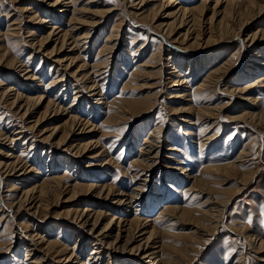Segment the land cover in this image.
Segmentation results:
<instances>
[{
	"label": "rangeland",
	"instance_id": "374dc122",
	"mask_svg": "<svg viewBox=\"0 0 264 264\" xmlns=\"http://www.w3.org/2000/svg\"><path fill=\"white\" fill-rule=\"evenodd\" d=\"M140 1L99 0L97 7L92 3H78V10L86 11L82 14L77 12L75 17L85 22L92 20L91 14L98 9L111 12L100 17L103 25L94 34L90 52L80 51V61L73 64L71 71L65 72L66 69L59 67L55 61L67 58L68 47L59 56H48L53 49L59 53V42L49 41L41 49H38L37 43L31 45L39 37H46L51 29V24L48 27L44 25V28L36 27L35 21H29L27 14H22L25 7L34 6L35 2L17 4L12 0H0L2 36L8 29L7 23L11 17L19 18L22 24L19 37L8 40V37L4 39L0 36V160L4 161L7 153H11L13 163L22 167L19 173L13 171L8 175L0 168V209L3 212H0V264H28V261L36 259H41V264H62L63 259L72 254L69 249L75 247L82 236L85 239L80 245L84 252L81 259L87 262L95 240L89 235L90 227H83L75 218L88 206L111 213L116 219H124L125 212L129 211V215L137 211L142 218H146L150 228L147 232L152 230V226L158 232L157 238L150 243L153 249L149 252L159 256L161 260L155 262L158 264H239L242 261V264H264V249L259 250L257 244L258 239L264 240V125L256 127L254 122L249 121V125H245L233 121L249 107L244 101L245 96H261L263 99L258 104L257 113L264 108V88L251 89L243 95L237 92L228 94L231 90L238 91L247 84L256 83V77L264 74L251 70L259 60L264 61V43L259 48L247 47L248 36L252 32L257 29L264 31V13L256 21L258 11L246 6L251 3L248 0H240L241 3L234 7L224 5L220 9L221 14L214 18L215 25L223 21V27L219 30L214 23L210 25L212 3L209 12L196 13L197 21L190 31L191 38L185 40V30H182L180 35L170 39L166 36V30L157 27L164 16L173 8L177 9L175 6L180 7L177 2L193 7L200 6L202 0H177L172 9H161L158 20L156 14L160 11V0H148V3L138 6ZM44 8L47 9L43 15L48 11V7ZM73 9L69 6L68 15L62 19L61 26L65 31L70 29L67 22ZM10 14L13 15L8 19ZM202 25L207 26L205 30ZM210 27L211 32L208 30ZM114 28L113 33L119 35V39L113 44L118 42V46L115 53L106 54L102 47L112 44L105 43V40ZM87 29L88 26L82 33ZM32 31L34 37L30 36ZM141 45L144 49H140ZM78 53L70 55L76 59ZM106 57H109V63L102 65ZM21 62L31 71L38 70L41 86L38 81L34 85L30 84V80L27 82L25 70L21 72L19 68ZM224 64H228L229 69L222 76L219 87L200 89L203 83L214 79L213 71ZM190 65L195 71L187 77L189 91L182 93L181 88L177 87V82L185 76L181 67L187 69ZM174 68L182 76L173 75ZM78 69L82 73L77 80L83 78V81H79L80 85L70 77ZM89 75L99 85L102 84L103 98L108 104L99 106L96 100L88 101V92L84 90L81 93V108L76 111L85 127L71 132L69 124H65L68 114L61 111L57 115H62L53 116L55 105L53 109L50 107L46 110L47 102H58L64 109L71 110L69 105L74 92L80 90L77 87H82V82L89 85L88 81H93L88 79ZM249 75L252 76L248 79ZM61 76L69 79V86L65 87L63 82L56 83ZM7 85H13L32 99L37 96L44 99L37 109L34 108L38 99L31 102L32 113L23 118L21 114L25 112L24 109L20 110L18 105L12 108L7 102H2ZM64 87L67 88L66 92L62 91ZM218 107L226 108L217 115L215 108ZM121 108L126 111L120 112ZM88 123L95 127L93 131H90ZM150 129L157 130L159 142L155 140L154 145L161 153L155 159V165L149 169L135 160L141 156V147L147 145L144 143L150 138ZM13 131H22L19 135L22 140L9 144L6 138L9 136L12 139ZM213 136L216 139L210 144L207 142L208 145L201 151L200 143ZM64 141L65 145L81 150L92 143L94 145L88 146V152L82 156H74V150L67 153L64 152L65 146H57ZM171 146L180 151L176 154V170H168L173 161L167 158ZM246 148L251 155L245 157V162L237 164L236 158ZM51 160H54L53 164L60 162L56 174L63 178L60 182L62 190L57 188L54 192L41 188L28 196L27 199L34 197L41 203L39 211L35 213L36 209L32 207L36 202L28 205L25 192H32L36 184L44 186L49 181L53 176ZM23 165L33 169L37 167L41 173L39 176L32 175L34 177L30 183L23 182L30 177L28 175L17 180L18 174L28 170ZM235 165L239 169L234 168ZM183 170H189L194 179H185ZM34 181L37 183L34 184ZM194 181L201 185L203 193L195 195L197 192L186 190ZM76 183L79 188H72ZM139 187L142 189L139 196L144 197L142 205L135 203L132 208L124 206L117 211L114 200H109L101 209L94 206L96 202L104 203L105 200H98L103 188L104 193L111 189V198L114 199L119 191L132 194ZM157 194H162L163 198ZM213 199L229 202L222 221L218 223L204 217H208L205 213L212 208ZM167 206L177 208L178 213L163 214V208ZM112 216L104 219L101 229L108 225ZM37 234L44 241L35 246L32 237ZM248 234L257 236V243L252 238L247 240ZM147 236H139V240H144V245ZM27 247L33 253L29 255L30 260L26 259ZM107 247L104 242L98 264H152L150 258L143 259L142 255L129 253L130 249L123 253L108 250ZM62 250L65 253L58 254ZM71 260L76 261V256Z\"/></svg>",
	"mask_w": 264,
	"mask_h": 264
},
{
	"label": "bare ground",
	"instance_id": "6f19581e",
	"mask_svg": "<svg viewBox=\"0 0 264 264\" xmlns=\"http://www.w3.org/2000/svg\"><path fill=\"white\" fill-rule=\"evenodd\" d=\"M12 1H14V3H17V4L20 3V2H23V1L24 2H31L32 1L33 3L35 2L34 6L32 5V6L25 7L23 9V11H22V14H24V15L27 14V18H29V21H32V22L35 21L34 25H36V27L44 28V25H46V27H48L47 25L51 24L50 25L51 29L49 30V33L46 35V37H39L38 39H36L37 37L33 38V39H36L37 42H34L33 39H32L33 42H31V45L37 43L38 46H39L38 49H41V48H44L45 44L47 45V43L49 41L50 42L54 41L55 43L59 42L60 43L59 44L60 45L59 53L58 52L56 53V50L53 49L48 56H53V54H58V56H59L60 54L65 52L64 49H66L68 47L69 50L67 51V55L65 56L67 58L66 59L65 58H58V60L55 61V63L57 65H59V67H64L66 69L65 72H68V70L71 71V69H72L71 67L74 66L73 64L75 62L80 61V56H81L80 55V53H81L80 51H83L85 53L90 52L89 50L93 48L92 42L94 40L93 39L94 38V34L98 33L99 30H100V27L103 25L100 17H103L104 14H106L107 12L108 13L111 12V10L105 11L104 9H98L97 11H95V12H93L91 14V18L90 19H92V20H90L89 22H87V21L85 22L84 20H80L77 17H75L77 15L76 14L77 12L82 14V13H85L84 11H86L84 9L81 10V11L78 10L77 4L78 3H84V4L92 3V4H94V6H96L97 2L99 3V0H97V1L88 0V2H86V3H85L86 0H43V2H40L39 0H38V2H36L35 0L34 1L33 0H12ZM180 1H182V0H180ZM248 1L251 2V3H249L246 6H250L249 8H252L254 11H258L257 15H256V17H257L256 21H257L259 19L258 17H260V15L262 13H264V0H248ZM47 2H48V6H47ZM146 2L148 3L149 1L148 0H141L139 2L140 4H138V6L139 5L143 6ZM176 2H177V0H160L158 2V5H159L158 9L160 8V11H159V13L156 14V18H157L156 20H158V15L160 14L162 8L166 7L165 9H172L175 6L173 4H175ZM212 3H214V7L212 6L213 7V10H212L213 12H212V16L210 17V19H211L210 25L214 23L213 25L216 28H219V30H220L221 27H223V21L221 20L222 23L220 21V23H217L215 25L216 19H214L215 17H218L221 14L220 13V9L222 7H224V5H229L231 7L232 6L234 7V6L238 5L241 2H240V0H202V2L200 3L201 4L200 6L193 5V7L186 6L185 5L186 3L182 4V2H177V4H180L179 5L180 7L175 6L177 9L173 8V10L170 13H167L164 16L162 22L159 25H157V27H159L160 30H162V29L166 30V33H167L166 36L168 38H170V39L172 37H175L178 34L180 35L181 31L185 30L183 36H184L185 40H188L189 38L192 37L190 35V31L194 27V24H196V21H197L196 18H195L196 13L197 12H201V11L202 12H209V10L212 9V7H211ZM100 4H102V3H100ZM69 6H72V8H74V9L71 12L72 15L70 17L67 16L68 17L67 26L70 29L65 31V30H63V26H61V24H62V19H64V17H66V15H68L67 13L69 11L68 10ZM44 7H48V11L46 12V14L43 15V12L45 11V9H47V8H44ZM141 10H142V8H141ZM11 15H13V14H10L8 19H10ZM21 25L22 24H21L19 18H15L14 19V17H11V19L8 20V23H7L8 29H7L6 33H4V37L2 36L3 34L1 32H0V36H2L4 39H6V37H8V40L14 39L15 37H19L20 29L22 27ZM79 25L81 27H77ZM248 25H250V23ZM71 26H73V27H71ZM87 26H88V29L83 34L82 30L85 29V27H87ZM11 27H13V29H11ZM202 27L205 30L207 26H203L202 25ZM115 29L116 28H114L111 31L110 36L106 37V40H105L106 41L105 43L108 44L109 42H112V44H110L108 46L105 45V47L104 46L102 47V49H103L102 51L106 52V54L107 53L108 54L109 53H111V54L115 53L116 48L118 46V42L113 44V42L115 40L119 39L118 38L119 35L115 34V32L113 33V31ZM210 29H211V27L208 30H210ZM211 31L212 30H210V32ZM30 36L34 37L35 33L32 31ZM263 36H264V31H262V30L257 29L256 32H252V34H250L248 36V43L249 44H247V47L248 48H252V49L262 47L263 43H264ZM212 39H213V37H212ZM238 39H241V38H238ZM197 40H198V38L195 40V42ZM208 40H210V38ZM142 47L144 49L143 45L140 46V49ZM138 51H139V49H138ZM76 52H79L78 53L79 56L76 57V59H75L70 54H75ZM127 54H128V52H127ZM69 55L71 57H68ZM131 55L133 56V54H131ZM131 55H129V56H131ZM262 60L261 61L259 60L258 63L254 65L255 67L253 66L254 68L251 69L254 73H257V72H258V74H259V72L260 73L261 72L264 73V68H263L264 67V61H262ZM108 63H109V57L104 58L102 60V62H101L102 65L108 64ZM23 66H25V67H23ZM228 66H229L228 64L227 65L224 64V65H221L220 68L215 69V71H213V73L215 72V74L213 75L214 79H212L211 81H207V82L203 83L199 88L200 89H204V90H208L212 86L218 88L219 84H221L220 82H221L222 76L229 69ZM141 67H146V66L142 65ZM19 68H20L21 72L25 70V73H24L25 75L24 76H25L27 82L30 80L29 81V82H31L30 84L34 85V83H36V81H38V82H40V86H41L42 80L38 76V73H37L38 70L37 69H36V71H31L22 62L20 63V67ZM83 68H85V67H83ZM181 68H183L185 76L183 77V79L181 78L177 82L178 83L177 87H178V89L181 88L180 92L183 93V92H188L189 91L190 84H188L187 77L191 76L193 71H195V70H194V67L192 65H190V67L187 68V69L184 68L183 66ZM84 70H87V69H84ZM251 70H249V71H251ZM20 71H18V72H20ZM77 71L78 72L73 73L70 77H71V79H73V81L74 80L76 81L77 85H80L79 81H81V80L83 81V78L80 77L81 79L79 81L77 79L79 78L80 73H82V72H81V69H78ZM134 72H135V70L132 73H134ZM173 75L180 76L181 73L179 74L177 68H174ZM63 76H61L59 79H57L56 83L57 84H59L60 82H61V84L65 83V87H67V86H69L68 84H70L71 82L69 83V81H68L69 79L65 80ZM251 76L249 75L248 79ZM244 77L247 78V76H244ZM88 79H92L93 81H88V83H90L89 85L87 83L86 84L84 83V85L86 87H84L83 82H82L81 83L82 87H80V86L77 87V88H80V90H76V92H74V98H73L71 104L69 105V108H71V110H68V108L64 109L58 102L54 103L51 100H49L47 102L48 106H47L46 110H48L50 107H52V109H53V107L55 105V108H54V110L52 112L53 116H59L60 114L62 115V113L57 115L58 112H61V111H64L63 112L64 114H68V120L65 122V124H69L71 132H73L76 128L79 130V129H81V127H85L83 125L79 115H77L78 112L76 111V110H79V108H81V104H82L81 102H83L82 101L83 98H81L82 97L81 93L84 90H87L86 92H88V97H86V99L88 101L90 99L96 100L95 103H96V105H99V106L108 104V102L105 101V99L103 98L104 97V93L102 92V87H103L102 84L99 85V83L96 80H94L95 78L94 77L93 78L90 77V75H89ZM255 82L256 83H254V84H251V83L247 84L241 90H238V91L231 90V92H229L228 94L230 95V94H234L235 92H237V93H240V94L243 95V94L249 92L251 89L252 90L253 89L256 90V88H258V87L264 88V74H260L259 77H256ZM25 86H27V84ZM184 86H186V87H184ZM65 87H64V89H62V91L66 92L67 88H65ZM63 94H65V93H63ZM2 95H3L2 98H1L2 102H7L12 108H13L14 105H18L20 110L21 109L25 110V112L23 114H21V117H23V118L27 117L28 114H29V116L31 115V113H32L31 112V105H30L31 102L33 103L34 100L37 101V99H38V102L36 103L37 105H35L36 107L34 108V109H37V107L40 106V102L44 99L43 96H37L36 99H32L27 94H23V92H19V90L16 89L13 85H7L5 87V91L3 92ZM58 98L59 97H56V99H58ZM244 98H245L244 99L245 103H247V106H249V107L247 109H245L244 112H242V115L240 117L234 118L233 121L237 122V123H242V124H245V125H247V124L249 125V121H250L251 123L254 122L255 124H257L256 127L257 126L258 127L263 126L264 125V108L262 110L260 109V111L258 110L259 112L257 113L258 104L262 101L263 98H261V96L257 97V96H254V95L245 96ZM180 100H182V98ZM225 108L226 107L215 108V111H216L217 115L221 114L222 113L221 111H223V109H225ZM91 109H92V107H91ZM92 110H94V109H92ZM69 111H72V112H69ZM75 111H76V113H73ZM124 111H126L125 108H121L120 112H124ZM110 120H111V118H110ZM86 123H85V125H86ZM13 124H14V122H13ZM88 124H90V126H91L90 131H93L95 129L93 124L92 123H88ZM36 125H38V122H37ZM34 129H36V128H34ZM85 129L83 131H85ZM20 130H22V129H20ZM55 131H57V130H55ZM80 131H82V130H80ZM254 131H255V133H258V132H256V130H254ZM149 133H150V135H149L150 138L148 137L149 139H146V141L144 143V144H147V145H146V147H143V146L141 147V152H140L141 156H139V158L137 160H135V162L140 163L141 165H147L146 167L150 169V168H152L155 165V162H156L155 159H157L159 157V155L161 153V150H158L157 146L154 145L155 140H157L159 142V138H157V135H156L157 134V130H155V129L151 130L150 129ZM21 134H22V131H13L11 133V136L13 138L11 139L8 136L6 139H7V141H10L9 144H14V143L20 142L22 140V137L19 136ZM68 137H70V135ZM215 139H216V137L213 136V137H210L208 139L203 140V142L200 143V147H201L200 150L203 151L204 146L208 145L207 142H209V144H210ZM70 142H71V140L69 141V144H70ZM98 143L99 142H97V144ZM69 144L65 145V141H64V142H59V144L57 146L58 147L61 146V145L63 147L65 146L66 149L64 150V152L68 153V152H71V150L72 151L74 150V152H76L75 154H73L74 156H76V155L77 156L78 155L82 156L84 153L88 152V150H89L88 146L90 147L91 145L92 146L94 145V143H92V144L86 146V148H84L83 150H81L80 148H73ZM168 151L170 152V154L167 156V158L169 160H171V159L173 160L172 161V166H170V168L168 170H176V169H178L176 167L177 166L176 165V163H177L176 162V158H177L176 154L180 153V151H179V149L175 148V146L169 147ZM249 153L250 152L246 148L245 151L242 152L236 158L237 164L240 163V162H245V160H244L245 157L251 155V154L249 155ZM12 157H14L13 154L7 153L6 159L4 161L0 160V168L4 169L6 173L8 172L7 175L9 174V172L11 174V172L13 173V171H14L17 174V173H19L20 170H22V167L19 168L17 164L13 163V158ZM10 158L12 159V161H11ZM59 160L60 159H58L57 161H59ZM57 161L53 164L54 160H51V162H50V164L52 165L51 170H53V172H51V174L53 173L52 174L53 176L50 175L51 177H50L49 181L47 183H45L44 186H37V184H36L37 182L34 181L35 182L34 184H36V185L32 188L33 191L32 192L31 191L25 192L26 200L28 202V205L34 204L36 202V204H34L33 207L30 206V208L32 207V208L36 209L34 211L35 213H36V211L37 212L39 211L41 203L37 202V200H34V197L27 199L28 196H31V194L37 192L41 188L42 189L46 188L47 191H54L55 192V189H57V188L61 189V187H62L60 182L63 180V178L59 177L56 174L57 168L59 166L58 164L60 163V162L58 163ZM66 163L68 165H71V164L68 163V161ZM23 166L26 167L25 165H23ZM26 168H28V166ZM172 168H174V169H172ZM234 168L239 169V166L235 165ZM76 171H78V170H76ZM40 173H41L40 169H38L37 167H36V169H33V168L29 167L26 172H24V173L22 172V173L18 174L17 178H15V179L18 180V179L22 178L23 176H27L28 175L30 177L29 178L27 177V181L23 180V182L24 183L25 182L26 183H30L32 178L34 177V176L32 177V175H35V174L38 175ZM183 175H184L185 179H191V180L194 179V177H191V175L189 174V170H183ZM10 177H12V176H10ZM198 181H200V180H198ZM198 184H199L198 182L194 181L192 186H190V188L186 189V190H188L191 193L197 192V193H195V195H199V193H203V188L201 187L200 184L199 185ZM72 188H74V189L79 188V185L76 183V184H74V186ZM99 188H101V187H99ZM99 188H97V189H99ZM104 189L105 188H103V190ZM103 190L100 192V194H98V200H103V201L105 200V201H104V203H102V201H101V203H97V202L95 204L93 203L94 206H96L97 208L101 209L102 207H104V205H106V203H107L106 201H109V200H114L113 203H114V205L117 206V208H115V209H117V211H120L122 209V207H124V206H128V207L132 208L133 205H135V203H138L139 205L143 204L142 198H144V197H140L139 196V191H142V189L140 187L136 188L135 191L132 194H126L123 191H119L115 195L114 199L111 198V197H113L112 196L113 192L111 193V189H109L107 193H104L105 190L104 191ZM103 193L105 195H103ZM157 196H159V198H161V197L163 198L162 194H157ZM212 202H213V204L211 206L212 208L210 209V211H208V212L206 211L207 213H205L208 217H206V216H204V217L208 218V219L210 217L209 220H211L212 223H218L219 221H222L221 219L223 218L224 213H225L224 209L229 204V202L225 201V200L224 201L223 200H219V199H217V200L213 199ZM0 208H2V206H0ZM22 208H24V207H22ZM163 209H164V211H163L164 213L163 214H166V215L178 213V209L177 208H173V207L169 208L167 206V207H164ZM0 212H2V209H0ZM79 213L80 214H78V213L76 214V218L75 219L78 221V223H81V225L83 227H88V226L90 227L89 228V230H90L89 235L91 236L92 239L95 240V242L92 244V246H94V247L91 249L92 251L90 252V256L88 258V261L86 260L87 262H83L82 259H81V256H82V254L84 252H83V248L80 245H82V243H83L85 238H84V236L80 237L77 245H75V247H73L72 249H69V250H71L72 254L69 255V256H66L63 259L62 264H70V263H73V262H75L74 264H98V263H100L98 261L101 260V255L103 254L102 245H103L104 242H106V244L108 245V247H107L108 250L110 249V250H113L115 252L120 251V252L125 253V251L127 252L128 249H130L129 253L131 252L133 254L136 253L137 255L138 254L142 255L143 259L150 258L149 260L152 262V264H158V262L157 263H155V262L157 260L158 261L161 260L159 258V256L156 255V253H153V254L149 253L151 251V249H153L151 247L150 243L153 242L152 241L153 238H157V233L158 232L156 233L155 228H153V226H152V230L147 232V230L150 229L148 227V225L146 224V222H148V220H146V218L145 219L142 218V215L138 214L137 211L135 213L132 212L133 215H129V214H131L130 211L129 212H125L124 219H122V218L116 219V217L112 216L111 213L97 211L94 208H90L89 206L84 208L83 210H81ZM39 215H40V213H39ZM109 216H112V217H111V219L109 218L110 221L108 222V225L105 226L104 229H101L102 222L104 221V219H107V217H109ZM77 217H79V218H77ZM140 232H142V233L137 235ZM146 234H148V236L146 237V241H145V245H144V244H142V240L143 239L139 240V236L146 235ZM39 235L40 234H37V235L32 237L33 238V240H32L33 241V245H35V246L38 243H43V241H44L43 237L42 236L39 237ZM251 238L255 241V243H257L256 242V240L258 238L257 236H255L254 234L253 235H249L248 234L247 237H246L247 240L251 239ZM257 241H258L257 244H258L259 250L264 249V240L258 239ZM137 242H138L137 246L136 247H132V246H134L133 244H136ZM27 248L28 249H27V253H26V259L30 260L32 258L29 255L30 254L33 255V253H32V249L31 248H29V247H27ZM75 252H78L77 254H79V255H75L76 254ZM48 253H46V255ZM63 253H65V250L64 251L62 250V252H58V254H60V255H63ZM73 256H76V258H77L76 261L71 260L73 258ZM243 258H244V255H243ZM247 260H249V259H247ZM90 261H92V263H90ZM41 262H42L41 259L40 260L36 259V260H32L31 262L28 261V264H41ZM242 263H244V261L240 262L239 264H242Z\"/></svg>",
	"mask_w": 264,
	"mask_h": 264
}]
</instances>
